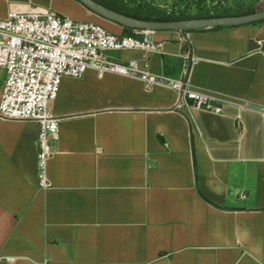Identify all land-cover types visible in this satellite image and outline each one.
<instances>
[{
    "label": "crops",
    "instance_id": "crops-1",
    "mask_svg": "<svg viewBox=\"0 0 264 264\" xmlns=\"http://www.w3.org/2000/svg\"><path fill=\"white\" fill-rule=\"evenodd\" d=\"M11 6L124 34L76 0H0V16ZM148 36L104 54L185 78L220 111L137 75L62 76L44 188L37 124L0 118V264H264V19Z\"/></svg>",
    "mask_w": 264,
    "mask_h": 264
},
{
    "label": "built area",
    "instance_id": "built-area-1",
    "mask_svg": "<svg viewBox=\"0 0 264 264\" xmlns=\"http://www.w3.org/2000/svg\"><path fill=\"white\" fill-rule=\"evenodd\" d=\"M139 31L140 36L111 33L96 22L41 6H11L0 16V67L4 70L0 118L37 124L39 187L49 185L46 164L53 153L50 138L57 131L59 117L47 110V103L55 97L62 76L79 77L88 68L98 74L137 75L147 87L160 82L174 89L178 107L190 101L195 107L220 111L213 97L192 89L185 78L156 76L139 69L133 59L121 63L106 58L105 50L153 49L148 30Z\"/></svg>",
    "mask_w": 264,
    "mask_h": 264
},
{
    "label": "water",
    "instance_id": "water-1",
    "mask_svg": "<svg viewBox=\"0 0 264 264\" xmlns=\"http://www.w3.org/2000/svg\"><path fill=\"white\" fill-rule=\"evenodd\" d=\"M86 9L121 26L141 30L172 29L178 31L190 30L209 26H232L251 23L264 19V8L242 14L220 16L191 17L173 20L142 19L129 16L111 9L96 0H76Z\"/></svg>",
    "mask_w": 264,
    "mask_h": 264
},
{
    "label": "rangeland",
    "instance_id": "rangeland-1",
    "mask_svg": "<svg viewBox=\"0 0 264 264\" xmlns=\"http://www.w3.org/2000/svg\"><path fill=\"white\" fill-rule=\"evenodd\" d=\"M127 7L140 9L150 13H175L194 15L204 11L215 12L229 10L230 12L264 8V0H109ZM118 51V50H116ZM116 53L107 52L108 55Z\"/></svg>",
    "mask_w": 264,
    "mask_h": 264
},
{
    "label": "trees",
    "instance_id": "trees-1",
    "mask_svg": "<svg viewBox=\"0 0 264 264\" xmlns=\"http://www.w3.org/2000/svg\"><path fill=\"white\" fill-rule=\"evenodd\" d=\"M96 1H98L99 3L111 9H114L116 11H119L121 13L127 14L135 18L153 19V20H173V19H185V18H191V17L220 16V15H228V14H242V13L253 11L252 9H248V10L230 12L229 10L225 9L222 11H215V12L204 11L203 13H198L194 15L183 14V13L175 14L173 12L168 13V14L167 13H150V12L142 11L140 9L136 10L131 7H127V6L118 4V3H114L115 1H109V0H96ZM255 22H258V21H255ZM122 27H123V30H124L123 32L125 35H132V30H134V28H128L124 26ZM213 27H224V26H213ZM135 30H139V29H135ZM190 30H194V29H190ZM190 30H184L182 32H186ZM184 44L185 46H188V43L186 41Z\"/></svg>",
    "mask_w": 264,
    "mask_h": 264
}]
</instances>
